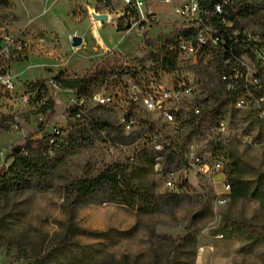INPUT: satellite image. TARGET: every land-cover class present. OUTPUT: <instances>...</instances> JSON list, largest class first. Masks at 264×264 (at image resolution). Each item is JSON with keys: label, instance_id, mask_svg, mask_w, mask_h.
Returning a JSON list of instances; mask_svg holds the SVG:
<instances>
[{"label": "rangeland", "instance_id": "obj_1", "mask_svg": "<svg viewBox=\"0 0 264 264\" xmlns=\"http://www.w3.org/2000/svg\"><path fill=\"white\" fill-rule=\"evenodd\" d=\"M182 1L171 0L166 4L164 0H157L154 3L153 10L160 22L149 31V37H160L180 26L172 16ZM237 1L261 5L264 10V0ZM125 8L118 0H0V12L3 11L0 19L5 22L0 28V39L4 42L19 37L29 43L26 42L27 57L9 68L15 83L13 93H7L0 86V174L13 162V149L23 145L28 135L33 134L34 143L58 129H66L72 122L70 109L74 92L50 88L47 97L36 102V94L27 92V83L50 80L61 72L70 77L81 75L104 60L113 63L115 55L139 59L135 62L139 71L136 78L124 77L122 87L93 89L84 99L90 118L99 123V128L86 134L79 147L60 155L55 174L33 182L32 186L0 193V264L33 261L102 264L106 255H114L117 260L128 257L138 264H264V237L250 241L241 235L227 237L222 232L227 220L242 221L256 232L264 225L260 198L252 194L234 198L231 190L224 189V181L230 183L232 166L237 163L252 192L257 193L258 188L264 191V117L258 115L257 102L251 100L245 106L229 109L223 120L201 131L186 129L179 120L168 122L158 110H133L136 122L127 129L123 117L131 113L129 98L156 92L155 83L177 90L185 84L191 85L193 94L180 103L181 107L190 109L192 103L209 101L210 90L224 89L225 77L220 73L224 54L218 48H208L197 55L178 53L176 69L162 71L157 63L148 59L144 35L137 31H122L118 35L113 28L117 27ZM94 11L109 15V22H97L104 25L101 35L106 42L117 40L119 48L102 57L87 59L83 65L82 54L75 52L82 44L74 47L73 34L69 32L74 33L81 27L80 21L92 18ZM63 17L67 18V23L60 22ZM37 21L45 29L40 28ZM237 21L244 33L260 39L263 30L257 20L239 16ZM24 23L26 26L22 27ZM84 31L83 27L81 32ZM242 60L249 78L264 72V65L256 60L246 56ZM96 94L112 101L99 106ZM48 98L55 103L54 114L49 119L39 110ZM145 121L152 126L147 127ZM86 126L91 129L88 122ZM159 144L166 150L176 148L183 155L220 150L226 155L227 166L223 172L207 171L183 164L178 157L167 165L168 170L176 172V188L167 187L166 178L156 172L146 176L157 194L177 195L174 202L180 201L154 215H140L108 202L104 191L74 207L68 205L64 194L67 183L97 175L116 161L134 165L144 153L155 157ZM131 158H135V162H131ZM260 194L264 197V192ZM69 212H73L71 222L75 229L105 232V236L76 234L60 244L58 239Z\"/></svg>", "mask_w": 264, "mask_h": 264}, {"label": "trees", "instance_id": "obj_2", "mask_svg": "<svg viewBox=\"0 0 264 264\" xmlns=\"http://www.w3.org/2000/svg\"><path fill=\"white\" fill-rule=\"evenodd\" d=\"M103 1V0H98ZM201 0L202 10L207 12L205 17L207 22L218 27L225 34L226 46L221 52L224 54L222 69L220 73L225 77V88L220 90H210L209 101H198L196 108L199 113H195V109L191 110L186 117L178 115L177 120L186 129L203 130L207 126L214 125L223 120V116L229 112V109H235L237 103L244 99L245 104L251 100L257 102L258 115L264 117V72H258L256 78L258 84L254 85L248 82L245 78V68L243 67V56L255 61L256 57L252 51V47L264 44V10L261 5L249 3H240L237 0ZM223 5L222 15L216 16L213 11L216 4ZM134 14L135 11L130 7H126L124 14L119 18L117 31L126 30L125 21L129 17L128 12ZM239 16H248L257 20L259 27L263 30L262 38L254 41L249 40L247 33H244L238 25ZM231 22L232 27H226L223 24ZM240 29L241 33L235 36L233 32ZM226 31L228 33L226 34ZM145 45L148 54V59L157 63L162 71L173 72L176 69V51L169 50V46L183 37L187 40L194 41L196 38L195 29H177L174 32L166 33L151 39L148 33L145 35ZM254 36V35H253ZM256 37V36H254ZM19 39V37H16ZM2 42L0 39V73L9 72L10 65L14 62L21 61L22 58H6L1 55ZM24 48L27 52L28 46L26 41H23ZM138 58L130 59L128 56L115 55L113 63L106 60L93 65L85 70L81 75L73 77L67 76L64 72L50 80L37 81L27 83V92L31 95L36 94V102L47 97L50 88L48 82L52 81L54 85L62 91H74L76 99L79 101L85 99L93 89L108 88L111 86L122 87L123 78H136L138 70L135 68V62ZM143 63V59L140 60ZM244 72L239 75V72ZM236 74L238 76L236 77ZM227 83L232 87L226 88ZM0 86L4 88L1 84ZM7 92V91H6ZM9 93V92H7ZM54 101L48 98L40 107V112L45 117L51 118L54 114ZM103 106V105H99ZM130 115H134L133 110H140L139 105L133 101H129ZM85 102L80 105L79 102L71 106L70 116L71 121L64 130H59L49 137L39 139L32 142L33 134L25 138L23 145L17 147V151L13 149L11 152L14 157L13 162L9 165L4 174H0V193H8L13 188H23L32 186V183L38 180H43L55 174L59 165V157L62 153H68L70 150L79 147L81 142L85 140L86 134L92 131H97L98 122L90 118ZM129 115V116H130ZM75 120V121H73ZM83 122V123H81ZM88 122L91 126L89 129L86 126ZM147 127L152 124L145 121ZM152 131L154 130L151 128ZM220 151V150H219ZM166 160L177 161L181 156L178 149L170 148L166 150ZM224 153V152H223ZM131 162H135V158H131ZM155 157L149 153L142 154L137 163L130 165L123 161H116L106 165L97 175L80 178L67 183L64 188L66 201L70 207L88 200L100 191H104L106 200L118 205L125 206L140 215H154L163 208H169L178 204L180 201L174 202L177 195L164 197L157 194L153 190V186L146 179V176L154 171ZM166 165V171H168ZM231 192L234 198H246L252 196L262 200L264 211V197L260 194L264 192L258 188L257 193L252 192V187L243 179L242 167L237 163L232 166V176L230 177ZM185 185H181L183 189ZM67 222L64 225L63 232L58 239L60 244L67 239H72L76 234L105 236V232L89 231L82 228H76L72 224L73 212H69ZM77 230V231H75ZM223 235L231 237L233 235H241L246 240L259 239L264 237V225L259 232L250 230L246 223L237 220H227L222 229ZM179 240V239H178ZM182 240V239H181ZM177 240L173 241L174 243ZM41 263V262H40ZM38 261H33L28 264H40ZM102 264H138L129 260L128 257L115 259L114 255H106L103 258Z\"/></svg>", "mask_w": 264, "mask_h": 264}, {"label": "built area", "instance_id": "obj_3", "mask_svg": "<svg viewBox=\"0 0 264 264\" xmlns=\"http://www.w3.org/2000/svg\"><path fill=\"white\" fill-rule=\"evenodd\" d=\"M122 2L125 7H130L135 11L134 14L131 13V10L128 12L129 17L125 21V32L137 31L139 34L144 35L146 37V33L149 34V31L157 26L160 22L159 15L153 10V5L157 0H118ZM166 4L171 3V0H164ZM225 3H228L229 0H225ZM223 5L216 4L214 8V15L219 16L223 13ZM207 12L202 10L201 0H183L179 6L175 7L174 15L172 16L176 21L180 23V26L175 30L170 32H174L177 29H195L196 30V38L194 41L187 40L183 37H180L176 43L171 44L168 48L171 51H176L179 54L186 55H197L202 51H206L208 48H218L220 51H223L226 46V38L225 34L218 27L208 23L206 20ZM223 24L226 27H232V23H226L223 20ZM169 32V33H170ZM228 31H226V34ZM241 33L240 29H236L233 34L238 36ZM149 37V36H148ZM247 37L249 40L253 39L257 41L256 37L252 34L247 33ZM73 38V37H72ZM71 38V41H72ZM151 38V37H150ZM23 39L16 37L8 38L3 42L1 55L6 58H25L27 57V52L24 48ZM28 46V45H27ZM252 51L255 54L256 61L259 65H264V44L260 46L252 47ZM246 73V80L251 84H258V79L256 75L249 78ZM238 74H236V77ZM0 84L4 87V89L10 94L13 93L15 89V83L13 81L12 76L8 73L2 74L0 73ZM49 88L58 89L52 81L48 83ZM156 92H150L148 94L142 95L140 97L131 96L129 101H133L139 105L141 109L145 112H152L158 110L165 117V120L168 122H176L178 115L181 117H186L187 114L195 109V113H199V110L193 105L190 109L185 107H181L180 103L184 98L189 95H192L194 89L191 85L185 84L181 90H177L163 83H155ZM232 85L227 83L226 88L230 89ZM70 91V90H68ZM74 92V91H70ZM75 95V94H74ZM95 100L98 105H106L109 104L112 100L111 98H105V96L101 94L95 95ZM79 102L80 105L84 103V99L80 101L74 98L73 103L77 104ZM245 100H240L236 106H245ZM136 120L133 115H126L123 117V124L127 129H130L134 126ZM55 132L59 133L58 130ZM157 154L155 156L154 162V171L166 178V186L169 188H176V172L174 170L166 171V165L168 161L166 160V149L163 144H159L156 146ZM179 161L183 164L189 166H196L207 171L213 172H223L227 166V158L226 155L222 151H215L213 153H189V154H181L179 157ZM224 189L226 191L231 190V184L228 180L224 181Z\"/></svg>", "mask_w": 264, "mask_h": 264}, {"label": "crops", "instance_id": "obj_4", "mask_svg": "<svg viewBox=\"0 0 264 264\" xmlns=\"http://www.w3.org/2000/svg\"><path fill=\"white\" fill-rule=\"evenodd\" d=\"M15 11H16V14H17V12H18L17 11V6H15ZM2 12H0V14H2ZM61 19L62 20H60V22H62V23H67L68 22L67 18H65V17H63ZM20 22H18V23H20ZM76 23H79V22H76ZM79 24H81V27H77L74 33L69 32V35L73 34V36H71V38L74 37L75 35H77L79 37H82V39H83L81 48L78 51H75L76 53L79 52V53L82 54V58L84 60V64L83 65H86L87 59H92V58L96 59L98 57H102L105 54H108L109 52H111L112 50H115L116 48H119L117 46V40H113V41H111L110 44H108L106 42V40L104 39V37L101 35V30L104 27V25L102 23H101V25H98L97 21L93 20L92 18H89V19H87L85 21H82V22L80 21ZM1 25H5V22H3V20L0 19V28H1ZM37 25L40 28L45 29L40 24H38V21H37ZM24 26H26V23H24V25L22 27H24ZM83 27L85 28V31L81 32V29L83 31ZM154 27H157V26H154ZM113 28L117 32V30H116L117 27L113 26ZM79 29H80V31H79ZM96 32L98 33V35L96 34ZM117 33H118V35H120L119 32H117ZM88 34L91 35V37H92L91 39L88 38L89 37ZM151 38H157V36H155V37L151 36ZM23 40H25L28 43V41L26 39H23ZM67 67L68 66H66L65 68H67ZM66 92H70V91L66 90ZM6 142H7V140H6ZM1 143H0V145H1Z\"/></svg>", "mask_w": 264, "mask_h": 264}, {"label": "water", "instance_id": "obj_5", "mask_svg": "<svg viewBox=\"0 0 264 264\" xmlns=\"http://www.w3.org/2000/svg\"><path fill=\"white\" fill-rule=\"evenodd\" d=\"M91 16L94 20L96 21H101L103 23L109 22L110 21V17L108 14H98L95 11L91 13ZM83 42L82 37L79 36H74L72 38V44L74 47L80 46ZM17 151V148L15 149Z\"/></svg>", "mask_w": 264, "mask_h": 264}]
</instances>
